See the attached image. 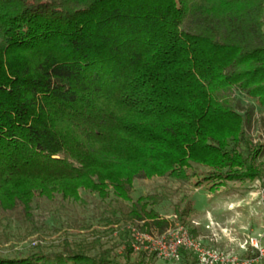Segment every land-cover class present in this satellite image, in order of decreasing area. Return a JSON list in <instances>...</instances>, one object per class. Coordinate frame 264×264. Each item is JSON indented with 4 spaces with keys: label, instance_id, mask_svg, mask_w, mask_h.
I'll list each match as a JSON object with an SVG mask.
<instances>
[{
    "label": "trees",
    "instance_id": "obj_1",
    "mask_svg": "<svg viewBox=\"0 0 264 264\" xmlns=\"http://www.w3.org/2000/svg\"><path fill=\"white\" fill-rule=\"evenodd\" d=\"M257 110L264 0H0V224L93 206L105 225L164 229L169 195L134 200L137 179L264 186ZM69 238L0 264H147Z\"/></svg>",
    "mask_w": 264,
    "mask_h": 264
},
{
    "label": "rangeland",
    "instance_id": "obj_2",
    "mask_svg": "<svg viewBox=\"0 0 264 264\" xmlns=\"http://www.w3.org/2000/svg\"><path fill=\"white\" fill-rule=\"evenodd\" d=\"M241 100L244 106L249 104L248 98L242 97ZM250 134L255 142H264V115L261 110L256 111V122ZM199 170L207 171L209 168L201 166ZM258 181L259 179L226 181L212 189L216 180L197 187L193 182H182L170 177L137 179L132 192L134 200L140 195L155 192L169 195L158 207L160 220L169 222L164 229L155 225L146 228L143 226L145 221L105 225L99 221V213L93 206L86 211L76 210L68 216H63L60 221L53 220L46 210L35 209V220L38 223L36 228L30 226L19 214L14 217L11 228L0 224V255L27 254L34 250L37 244L47 249H62L65 239L70 236L72 239H69L73 242H93L99 239L102 248H113L114 253L122 260H128L126 254L131 250L128 253L131 261L147 264H187L180 252L171 260L158 254L151 257L149 254L155 252L146 250L143 238L137 237L138 232L162 234L167 231L173 223L171 217L176 214L174 205L183 197H187L186 201L191 202L192 209L184 220L179 218L192 234L201 237L205 246L242 253L240 245L252 237L258 239L264 248V205L261 204V195L258 194L262 186ZM85 224L89 228L81 227ZM211 238H217L219 242L214 243ZM189 252L192 261L194 254ZM256 264H264V260Z\"/></svg>",
    "mask_w": 264,
    "mask_h": 264
},
{
    "label": "built area",
    "instance_id": "obj_3",
    "mask_svg": "<svg viewBox=\"0 0 264 264\" xmlns=\"http://www.w3.org/2000/svg\"><path fill=\"white\" fill-rule=\"evenodd\" d=\"M258 182L261 183L260 180ZM258 194L261 195V204L264 205L263 185ZM171 220L173 223L162 234H140L138 232L137 237L143 238L146 243V250L155 252L160 257L171 260L179 255L182 248H185L196 257L195 264H256L258 261L264 260V248L256 238H247L240 245L242 253L234 250L223 251L219 248L205 246L199 237L190 232L177 214H174ZM249 250L255 255H245V252Z\"/></svg>",
    "mask_w": 264,
    "mask_h": 264
},
{
    "label": "crops",
    "instance_id": "obj_4",
    "mask_svg": "<svg viewBox=\"0 0 264 264\" xmlns=\"http://www.w3.org/2000/svg\"><path fill=\"white\" fill-rule=\"evenodd\" d=\"M199 237V236H198ZM199 238H201V237H199ZM213 239H215V240H213ZM211 238L210 240L213 242L214 241V243H218L219 242V240L217 239V238ZM213 246H215V244L213 245Z\"/></svg>",
    "mask_w": 264,
    "mask_h": 264
}]
</instances>
